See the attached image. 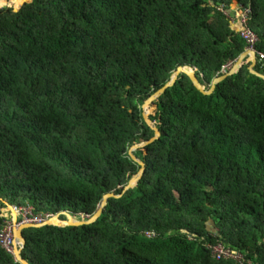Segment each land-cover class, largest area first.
<instances>
[{"label": "trees", "instance_id": "1", "mask_svg": "<svg viewBox=\"0 0 264 264\" xmlns=\"http://www.w3.org/2000/svg\"><path fill=\"white\" fill-rule=\"evenodd\" d=\"M0 231L9 206L95 215L140 171L145 102L182 65L207 90L246 49L229 15L264 0H0ZM245 57L148 109L143 177L92 225L23 231L30 264H264V78ZM255 70L264 74V61ZM64 218L63 216H61ZM213 226L212 229L210 226ZM147 233H154L148 237ZM218 244L242 255L217 259ZM0 264H22L0 244Z\"/></svg>", "mask_w": 264, "mask_h": 264}, {"label": "water", "instance_id": "2", "mask_svg": "<svg viewBox=\"0 0 264 264\" xmlns=\"http://www.w3.org/2000/svg\"><path fill=\"white\" fill-rule=\"evenodd\" d=\"M3 6L0 5V9ZM245 57H249L250 59V65L248 66V69L251 73L260 76L262 78H264V74L261 72H258L255 70V64L257 62V56L254 50H249V49H245L233 62L232 66L226 70L222 75L216 77L212 84L211 87L209 88V90H207L206 85H204L196 72V68L191 67L189 65H182L180 66L173 74V76L171 77V79L163 86L160 87V90L157 91L154 95H152L144 104L143 106V116L144 119L146 121V123L148 124V126L154 130L155 132V136L150 138L149 140H144L141 141L135 145L132 146L131 150H130V154L133 157L134 160L138 161L141 165V169L140 171L130 180V182L128 183V185L126 186L125 189L122 190V193L119 195H116L114 193H108L106 194L103 199L102 202L98 208V210L95 212V215L90 217L87 220H80L78 219L76 216L72 215L71 213L65 212V213H61V214H56L51 216L50 218L44 220L42 223L40 224H22L19 226L18 230L16 231V258L18 261H20L22 264H30L25 258H23L22 256V251L26 245V240L25 237L23 235V231L25 229H29V228H42L44 226H48V225H53V226H60V227H80V226H85V225H92L95 224V222H97V220L100 218V216L103 213L104 208L107 205V202L109 199L111 198H121L123 195H125L133 186L136 185V183L143 177L145 170H146V164L143 160H141L136 154L135 152L140 149L143 148L147 145H150L152 143H154L156 140H158L160 138V130L153 124V122L151 121L149 115H148V109L150 108V106L157 101L160 96H162L163 94H165L170 87L174 86L177 82V80L179 79L180 75L182 73L187 74L193 81V83L195 84V86L198 88V90L205 94V95H212L215 90H216V86L218 83H220L221 81H223L227 76L235 73V71L240 67L243 59ZM10 207V206H9ZM61 216H63L64 218H62ZM16 222H17V218H16Z\"/></svg>", "mask_w": 264, "mask_h": 264}, {"label": "built area", "instance_id": "3", "mask_svg": "<svg viewBox=\"0 0 264 264\" xmlns=\"http://www.w3.org/2000/svg\"><path fill=\"white\" fill-rule=\"evenodd\" d=\"M238 12L239 13L235 18L232 17V14L228 16L231 20L233 29L247 43L246 49L254 50L257 58L262 59L264 61V52L257 50L255 48V44L257 43L258 38L255 35V33L247 25L249 16L251 14L250 8L248 7V8L243 9L242 12L241 11H238ZM8 209L11 211H15L18 214L17 222L16 220L8 221V218H7V222L5 226L0 231V244L8 253H12L15 255L16 253V236H15L16 227L22 224H40L44 220L50 218L51 216H47L46 218L35 217L32 215L30 209H24V208H19L15 206H10ZM3 217L6 218V215L3 214ZM20 219H22L21 222H20ZM154 235H155L154 233H147L148 237H152ZM213 253L217 259L233 258V259L240 260L242 258V255L239 252L235 250H230L224 247L223 244H218L217 246H215L213 248Z\"/></svg>", "mask_w": 264, "mask_h": 264}, {"label": "rangeland", "instance_id": "4", "mask_svg": "<svg viewBox=\"0 0 264 264\" xmlns=\"http://www.w3.org/2000/svg\"><path fill=\"white\" fill-rule=\"evenodd\" d=\"M232 66V65H231ZM230 66V67H231ZM229 67V68H230ZM8 209V208H7ZM7 209H5L4 210V215H6V219L8 218V221H13V220H16V218L18 217V214L15 212V211H11V210H7ZM29 211V210H28ZM21 220L22 219H20V222H21ZM212 225L210 226V228L212 229ZM18 228H19V226L18 227H16V230L15 231H17L18 230ZM15 234H16V232H15ZM16 236V235H15ZM17 241V240H16Z\"/></svg>", "mask_w": 264, "mask_h": 264}, {"label": "crops", "instance_id": "5", "mask_svg": "<svg viewBox=\"0 0 264 264\" xmlns=\"http://www.w3.org/2000/svg\"><path fill=\"white\" fill-rule=\"evenodd\" d=\"M238 9L237 8H234V10H232V17H236L238 15Z\"/></svg>", "mask_w": 264, "mask_h": 264}]
</instances>
